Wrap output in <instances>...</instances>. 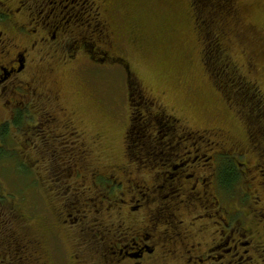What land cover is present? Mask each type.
<instances>
[{"label":"flooded vegetation","instance_id":"af4514ba","mask_svg":"<svg viewBox=\"0 0 264 264\" xmlns=\"http://www.w3.org/2000/svg\"><path fill=\"white\" fill-rule=\"evenodd\" d=\"M62 1L66 0H0V136L12 131L23 150L33 149L23 151L25 161L40 168V158L34 155L43 148L38 138L44 134L42 142L52 144L50 156L58 146L59 161L49 158V172L40 173L36 179L49 178L59 187L48 191L41 185L44 196L60 197L59 204L46 209L51 215L61 216L59 226H64L80 248L91 251L84 263L264 264V233L259 225L264 221V129L246 130L247 148H240L243 144L232 141L221 127L213 129L217 140L212 143L210 133L199 135L203 130L186 128L161 109L149 111L148 116L146 106H156V100L147 101L142 97L145 94L130 93L135 87L128 76L130 115L135 107H145L147 115L140 120L151 123L152 131L128 135L129 123L124 140L131 143L130 151L124 149L117 162L93 167L85 144L77 139L79 132L71 131L70 111L63 104L52 107L60 101V94L51 89L45 76L48 70H42L41 75L35 66L44 61L40 68H45L44 59L58 58L54 39L62 24L72 20L76 27L82 23L90 29L94 26L89 34L87 30L82 32L85 41L78 48L98 54L99 62L105 60V53L88 39L105 42L108 25L98 9L112 6L115 14V2L81 0L79 9L64 11ZM30 4L44 15L32 29L27 12L33 8ZM42 28H47L46 33ZM115 30L118 37L125 31L120 25ZM71 37L77 44L79 37L75 33ZM61 59L65 60L64 56ZM40 114L45 125L35 118ZM204 136L209 153L197 141H203ZM135 138L149 144V151H134ZM4 139L0 148L7 147ZM249 152L255 158L244 160ZM238 191H248L252 196L246 206L250 217L240 209V202L247 199H238ZM11 216L17 217V213ZM34 218L40 220L43 236H51L48 217L30 214L28 221ZM8 223L12 221L5 213L0 214V227ZM23 239L29 249L34 247L47 256L41 241ZM80 256L68 258L67 264H78Z\"/></svg>","mask_w":264,"mask_h":264},{"label":"rangeland","instance_id":"374dc122","mask_svg":"<svg viewBox=\"0 0 264 264\" xmlns=\"http://www.w3.org/2000/svg\"><path fill=\"white\" fill-rule=\"evenodd\" d=\"M70 1H62V6L66 7H63L64 11L67 8L76 10L81 7L79 5L81 0ZM207 1V7L208 4L213 6L214 0ZM231 1L236 3L244 26L251 33L250 35L242 31L241 37L236 38L232 35L234 40L231 43V55L240 71L249 75V78L258 84L264 97V0ZM114 2L115 14L110 5L108 9L104 10V6L98 9L101 18L108 25L105 42L99 43L88 39L101 53H105V60L99 62L98 54L90 55L78 48L85 41L82 32L87 30L89 34L94 26L90 29L82 23L76 27V22L72 20L68 24H62L54 39V45L59 48L58 58L44 59L47 61L45 68H40L44 61L35 66L41 75L42 70H48L45 76H48L51 89L55 94H60V101L52 104V107L63 104L70 111L68 115L71 131L79 132L75 134L78 135L77 139L85 144L92 166L100 167L102 163L117 162L125 149V130L131 123L132 107V102H129L128 98V76L134 87L144 92L145 95L142 97H145V100H156L154 110L161 109L164 113L177 117L179 123L184 124L186 128L206 131L199 135L210 133L208 138L212 143L217 140L213 135V129L221 127L232 141L238 140L244 145H239L240 148H247L245 136L250 129L237 106H240V103L228 104L206 72L204 47L194 24V15L197 12L194 11L193 0H114ZM41 5L44 7V3ZM30 6L33 8L27 12L31 20L29 27L32 29L40 24L39 17L43 19L44 15H39L40 9H35L31 4ZM204 14H207V11ZM44 21L49 22L47 19ZM119 25L125 30L121 37L117 36L115 30ZM42 31L46 33L47 28H42ZM74 33L79 37L77 44L71 37ZM63 56L65 60L61 59ZM70 58L73 61H68ZM52 79L58 83L55 85ZM41 114L35 115V118L45 125ZM13 135L12 131H7L0 136V145L2 137H5L4 141L8 143L7 147L0 148V153L8 152L12 157L4 159L0 155V198L7 202L2 204L0 200V214L5 213L7 220L12 221V224L1 226L0 235L3 230L6 231V228L10 227V231L25 233L20 239L30 237L41 241L47 256L43 257L39 254V249L31 248L35 254L34 264H67L68 258H73L75 254L81 255L77 259L78 264H88L84 261L88 259L91 251H87L85 247L80 248L74 237L66 234L64 226H59L58 220H61V216L51 215L46 209L59 204L60 197L44 196L41 185L48 188V191L57 190L59 187L55 185L56 182L49 178L38 182L36 179L40 173L49 172L46 163L49 158L53 159L52 162L59 161L57 158L60 155L56 152L58 146L52 149L50 156L48 149L52 144L42 142L44 134L38 138V144L41 143L43 148L34 155L40 158L42 167L40 168L25 161L23 149L14 141ZM197 141L204 147L203 150L209 153L205 147L208 144L207 137L204 136L203 141H199L198 138ZM31 150L33 149H25L26 152ZM241 158L242 156L239 157L240 160ZM249 158H255L253 153L249 152L243 159ZM16 163H20L17 168L22 170V173L17 168L14 169ZM238 197L247 199L240 202L242 204L240 209L250 217L248 214L250 208L246 206L252 196L248 191L245 193L238 191ZM12 203H17L19 208H11ZM14 212L17 213V217L11 216ZM18 212L25 216L22 217ZM30 213L44 214L48 217L51 236H47L48 238L43 236L38 218L28 221ZM259 225L263 234L264 221ZM243 248L248 249L246 246Z\"/></svg>","mask_w":264,"mask_h":264},{"label":"trees","instance_id":"16d2710c","mask_svg":"<svg viewBox=\"0 0 264 264\" xmlns=\"http://www.w3.org/2000/svg\"><path fill=\"white\" fill-rule=\"evenodd\" d=\"M192 1V0H191ZM207 0H193L195 29L199 40L203 43L204 65L209 79L214 87L222 94L223 98L232 105L240 103V112L246 119L250 131L264 129V97L258 84L249 78V75L240 71L236 61L231 55V43L233 37H241L242 31L251 35L242 22L240 10L236 9V3L231 0H214L213 6ZM235 8V9H233ZM207 11V14L204 12ZM226 16V18H225ZM225 18V20H223ZM136 87L131 89L138 96L144 94ZM151 101H153L151 99ZM142 109L135 107L131 115V124L128 135L131 133H151L152 124L143 122L144 110L148 116L154 110L155 105H149ZM261 110V111H260ZM143 111V112H142ZM153 113V112H152ZM146 114V113H145ZM146 114V115H147ZM133 116H137L133 118ZM173 116V115H172ZM176 118V117H173ZM263 123V125H261ZM131 149V143L126 146L127 152ZM134 151L148 152L149 144L140 138H135ZM2 204L4 200L0 198ZM5 226V224H2ZM0 227V231H1ZM25 233L10 231V227L3 230L0 235V264H34L35 254L29 249L25 239H20ZM5 238V240H3ZM10 240V243H8Z\"/></svg>","mask_w":264,"mask_h":264}]
</instances>
